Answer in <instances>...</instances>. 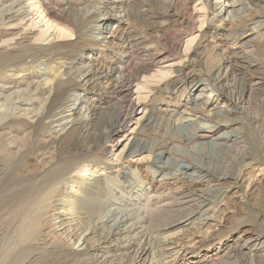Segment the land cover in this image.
I'll list each match as a JSON object with an SVG mask.
<instances>
[{"label": "rangeland", "instance_id": "374dc122", "mask_svg": "<svg viewBox=\"0 0 264 264\" xmlns=\"http://www.w3.org/2000/svg\"><path fill=\"white\" fill-rule=\"evenodd\" d=\"M115 1L120 9L112 25L119 30L110 42L101 40L95 27L99 11L110 0H28L27 6L39 15L34 21L4 24L0 16V258L21 224L27 202L44 194L58 172L77 165L73 189L53 196L63 200L71 216L66 227L55 226L52 210L47 216L52 225L41 224L37 241L18 248L13 264H92V253L77 252L74 246L122 200L145 206L153 217L136 225L144 233L134 239L136 249L147 250L143 258L149 264H212L201 258L214 249L217 256L227 254L214 264H264V0H241L244 3L236 8H242L241 13H229L223 5L227 0ZM6 4L0 0V9ZM89 56L96 57L97 67L116 66L120 72L94 84L99 97L93 99L98 103L96 115L91 120L79 116L58 135L54 121L67 101L78 92L84 97L95 94L80 83ZM220 64L221 84L229 93L242 77L251 89L244 107L237 106L231 116L242 120L234 127L249 147L244 180L233 197L219 201L211 223L176 226L184 211L175 205L158 207L175 202L188 182L165 177L156 164L157 154L165 144L166 156L184 154L198 162L205 144L231 129L223 126L188 141V132L174 123L187 105H193L191 99L202 85L214 86ZM195 82L198 89L192 90ZM127 86L130 92L123 99L119 91ZM119 115L131 121L113 142L109 123ZM134 135L155 145L154 152L132 153ZM178 164L173 163V172ZM212 183L201 185L205 194ZM108 226L99 228L89 242L105 236ZM173 234L191 252L173 257L163 251L164 238ZM126 242L127 237L115 241L124 251L119 252V264L133 262ZM246 242L256 244L251 245L254 253L228 257L230 245Z\"/></svg>", "mask_w": 264, "mask_h": 264}, {"label": "bare ground", "instance_id": "6f19581e", "mask_svg": "<svg viewBox=\"0 0 264 264\" xmlns=\"http://www.w3.org/2000/svg\"><path fill=\"white\" fill-rule=\"evenodd\" d=\"M110 1H112L110 5L99 11L97 21L94 19L95 23L97 22L95 25L98 30L97 34H99L101 40H107L106 42H110L108 39L112 40L113 37H116V33L119 30V26H116L115 24L112 25L113 18L116 17L115 14L119 8V3L115 0ZM6 3L7 4L4 5V8L2 7V9H0V16L2 20H6L4 24H10L14 21L23 20L30 22L34 21V18L39 16L34 8H29L27 6L29 4L28 0H6ZM243 3L244 2H241V0H227V2L223 5L224 8H230L229 13H241L242 8H236ZM95 11L96 10H94V13ZM226 11L228 12V10ZM121 22L122 20L119 19L117 23ZM114 44L118 45V42ZM234 55L236 56V54ZM236 58L237 60L239 59V57ZM95 59L96 57L89 56V59L83 65L84 70L82 69L83 73L80 76V83L82 87L95 92V94H92V96L89 97H84L81 92H78L67 101L64 109L59 113L60 116L54 121L55 132L58 135H63L67 129L74 126L76 119L79 116H84L86 119L91 120L92 115H96L98 103L96 104L93 99H99V97H97L98 93L94 90V88H96L94 84H96V82L104 83L108 78H111L115 72L118 74L120 72L121 68L116 66L109 65V67H97ZM221 64L219 65L220 71L215 75V77L213 76V80L215 82H213L214 86L211 87L212 84L202 85L198 90L199 92L191 99V103L193 105H187L186 108L184 107L185 109H183L179 116L176 117L174 123L175 128L183 129L188 132V141L197 138V136H206L210 132H215L223 126L231 125V129H226L223 133L218 135L217 138H214L211 142H207V144H205L207 145L205 153L202 155V159L198 162L191 161L192 158H190L189 155L184 154L173 156L170 153L169 156H166L167 154L165 153H169V151L166 152L165 148L168 146L165 144H163V146L161 145V147L159 146L160 151L157 154L158 160L156 161V164L159 168H161L162 172L165 173V177L171 175L173 178H181L183 181L188 182V186L182 187L179 190V198H177L175 202L161 204L158 207L159 209H165V207L175 205L184 211L182 216L175 220L174 225L176 226L186 225L190 222H192V224L194 223L193 225L207 222L211 223V221L217 218L214 213L220 208L219 201L223 198L229 197V195L230 197H233V194L238 192L237 190L239 188V184L242 180H244L243 171L245 167L243 165V160L247 155L249 147L242 136L236 133L237 127H234L239 125L242 120L231 116L237 106L243 105L244 107V99L247 98L248 95L250 96L251 89H248L244 77H242L241 81L233 87V91L229 93V91H227L229 89L228 86L226 84H221L223 76L222 68L226 63H224V65ZM196 84L197 82H195L192 86V90H195L196 88L198 89V85L196 86ZM175 89L176 87L173 86V90ZM119 92L123 95V99H126L129 95L130 87L126 89L122 87ZM227 94L228 96L226 97ZM216 97H218V100L214 103V99ZM221 97H224V101H219ZM134 104L135 103L133 102V105ZM133 107L135 108V106ZM153 116L154 115L150 117ZM112 118L113 119H111L109 123V133L115 137V139H113L114 142L126 130V127L130 124L131 118L128 115H119ZM154 119L158 120L157 118ZM194 126L197 128L193 131L191 129ZM132 140V144L134 146L132 153L144 150H148L151 153L154 152L153 150L155 145L151 146L150 142L146 141V139L134 135ZM135 161L137 162V160ZM177 161L182 164H178L179 166H176L173 172L172 165ZM76 167L77 165H73L72 168L63 169L58 172L53 178L51 186L48 187L44 194L38 198L30 199L27 202L22 212L21 224L18 227L13 240L11 239L10 244H7L5 247L3 256L0 258V264H9L13 255L17 253L18 248L30 241H37V238L35 237L41 233V224L45 222L46 224L44 225H52L51 221L53 220L47 217L50 216L49 213L52 210H54L52 215L55 220V226L58 229H64L66 227L64 223L65 221L69 222L71 216L68 211L63 209V200L53 199V196L55 193H62L63 190L68 193L71 190L66 191V189H73L72 183H76L74 182V171H76ZM152 180L153 179H151L148 184L153 187L155 183ZM209 181H213L214 183L211 184L209 192L205 194L206 192L201 189V185ZM216 202L218 203L217 205H215ZM210 212H212V214H210ZM150 215L151 213L148 212L145 206L136 204L134 200H122L118 203L116 208L113 207L110 209L109 212H107L106 215L98 221L96 230L86 232L85 235L82 236L80 241H78L74 246L75 250L77 252L90 251L92 253L90 262L92 264H119L117 262L118 256L121 255L119 252L124 251H121V249L117 247L115 241L121 237H127L125 247L127 249L129 248V250L134 253L133 262L130 264H149L146 261L147 259L143 258L147 250L145 248L136 249L134 245L136 241L134 239L143 237L144 228L138 230L136 229V225L138 223L151 221L153 217L151 218ZM106 226H108V229L105 236H100L95 241L90 243L89 240L91 239V236L96 234L99 228ZM42 235L46 236L44 233L41 234L40 237ZM179 238L180 237L176 234L164 238L162 245L163 251L169 252L173 255V257L177 254L182 255L184 253V255H187V252H191L190 246L181 243ZM254 244L255 243L250 242L248 245L246 242L240 245H230L231 247L228 248L227 252L229 255L228 257H236L237 255L249 257L248 254L250 255L256 251V247L251 246ZM216 250L217 249L208 251L205 256L201 258L202 263L207 261L208 263L214 264L226 258L227 254L217 256L218 252L215 253ZM12 261L15 260L12 259Z\"/></svg>", "mask_w": 264, "mask_h": 264}]
</instances>
